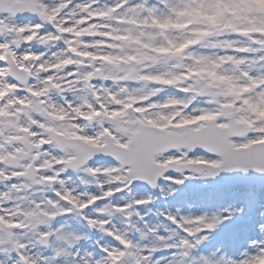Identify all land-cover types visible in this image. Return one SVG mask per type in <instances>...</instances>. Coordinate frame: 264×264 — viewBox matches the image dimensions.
I'll return each instance as SVG.
<instances>
[{
  "label": "snow or ice",
  "instance_id": "6c2138e0",
  "mask_svg": "<svg viewBox=\"0 0 264 264\" xmlns=\"http://www.w3.org/2000/svg\"><path fill=\"white\" fill-rule=\"evenodd\" d=\"M77 5L86 11L76 15ZM243 12L264 19L256 0H0V197L9 189L24 196L37 152L56 157L46 181L82 167L96 181L82 206L49 224L51 237L42 229L48 244L0 245V264H264V22L244 31L225 19ZM43 40L57 46L49 51ZM206 42L216 54L196 51ZM70 44L68 56L83 63L44 64ZM29 61L39 76L27 75L36 71ZM144 65L155 70L141 72ZM139 76L152 82L151 99L132 87ZM101 80L128 87L101 95ZM167 89L177 94L163 96ZM90 91L100 102L79 107ZM201 97L210 103H189ZM65 110L80 115L68 123L59 119ZM194 171L204 182H193ZM17 203L0 198V218L14 232L24 230ZM82 229L108 242L82 249Z\"/></svg>",
  "mask_w": 264,
  "mask_h": 264
},
{
  "label": "clouds",
  "instance_id": "9594fccd",
  "mask_svg": "<svg viewBox=\"0 0 264 264\" xmlns=\"http://www.w3.org/2000/svg\"><path fill=\"white\" fill-rule=\"evenodd\" d=\"M68 4L72 3V0H67ZM73 12H75L76 15H80L82 12L86 11V9L81 8L79 5H77L74 9H72ZM75 17H73L74 19ZM226 20H232L235 19V22L241 25H244L245 27L242 29L244 31H250L251 29L248 27L252 23V20L255 19L258 22H264V19L258 16H254V14L250 12H243L238 17H233L231 15H227L225 17ZM129 20H131V17H129ZM146 22V21H145ZM76 27L79 28V23L76 24ZM81 31H84L81 29ZM227 31V29H222L221 32ZM153 39H156L159 36H163V33H153ZM185 36V33L183 31H175L173 33L172 38L180 40L183 39ZM227 38V37H225ZM26 39V38H23ZM64 39L63 36H57L56 40H62ZM45 45H49V51L51 50V47L57 46L54 44H51L49 40H43L42 41ZM82 41L79 37L76 38L75 46L77 48H80ZM72 45L70 44L68 49H60L57 53H52V55L48 56L47 60H44L45 65H49L51 63H59L61 62L62 58H68L72 59L74 63L81 64L83 63L82 60H80L78 57H75V54L73 56H68V52L71 50ZM86 50V49H85ZM197 52L207 55L216 54L215 50L212 48L211 43H202L200 44V47L196 49ZM5 55L9 57V60L13 63L17 61V57L15 53L6 52ZM44 55H47V53H42L41 57ZM19 60L22 62V54L19 57ZM30 67H35L36 71L35 73H32L31 71L27 72V75H36L39 76L41 69L36 66V64L32 61H29ZM67 67L66 65H61V67L58 69V73L62 72L64 68ZM102 67L109 69L110 66L108 64L102 65ZM174 68L176 70H179V65H174ZM144 68H147L149 70V74L153 70V66L151 65H144L143 68L140 69L141 72H143ZM135 70V69H134ZM5 72L7 74H11L12 69H6ZM136 79V83L132 85L134 90L138 93H140L141 98H148L151 99L152 95L154 94L153 91V84L151 81H144L142 76H139ZM22 85L24 87H28L27 79L23 80ZM91 87H97V86H91ZM128 85H124L123 87H120L116 83L108 84L106 80H101L97 91L103 95L108 91L109 88L117 89V95H121L123 92L127 90ZM172 89H167L163 91L162 95L167 97L169 95H176ZM74 98L76 100L80 99L81 93L79 91L73 93ZM88 95L91 97L90 100H84L81 104H79V107H84L86 105H90L91 103H99L100 97L96 95L95 91H90ZM105 100H107V97H104ZM127 99V97H124ZM110 102V101H109ZM190 104H198L200 106H207L210 102L201 97V98H192L189 101ZM47 110H43L40 112V115H44ZM90 114V113H89ZM50 115V114H49ZM80 113H76V116H79ZM76 116H73L71 112H68L65 110L63 114L59 117L61 120H66L68 123L71 122L72 119H75ZM31 119V117H30ZM36 122V121H33ZM91 121H89V124ZM31 126V125H29ZM249 131H251V127L249 128ZM55 150L53 146V151ZM57 156H59L60 159H66L63 155L57 153ZM56 157H51V160L45 159L44 154L41 152H37L35 154V157L27 163V167L25 168V172L27 173L30 169L32 170L31 177H29V182L26 186V191L24 193L23 197H15L11 195L12 190L9 189L8 192L2 194V198L4 202H7L8 200H19V203L15 205V210L13 211V216H16L17 214H20L23 218L20 220L21 225H23V231L20 232H14L12 229L15 227L14 224L11 223L10 220H2L0 218V223L4 224L6 227L3 231V235H0V245H3L4 251L9 252H15L18 250L19 247H23L22 242H28L30 244H33L34 246H38L40 244H48V239L43 235V230H46L48 232V237L52 236V230L49 227V224L51 222H54L55 218L58 217L68 206H71V210L73 212L76 211V209L79 206H82L85 203V197H90L91 191H92V185L96 183L95 179L93 177H90L86 175L87 168L82 167L78 170H73L70 174H66L64 177V180L61 181H46L44 179V172L51 171L52 170V162L55 160ZM37 161H39V164L37 165ZM11 163V161H9ZM67 168V165H66ZM43 170V171H42ZM60 171H65V169H61ZM193 176H196L197 179L194 180V183H202L204 182L203 177L200 176L199 172H193ZM113 179L111 177V174H109V178H106L104 180L105 184L111 185L113 182ZM39 200L40 204H37L36 201ZM41 204L43 207H41ZM21 205H23V211H21ZM35 205V207H33ZM26 213V214H25ZM264 215V213H262ZM75 218V217H73ZM121 225L123 224V221H118ZM101 230H103L102 225L100 226ZM113 227H116L114 224ZM9 233L11 235H9ZM59 246V245H57ZM39 249V247H37ZM31 251V249H29ZM46 251V249H45ZM39 252V251H37ZM35 264V262H33Z\"/></svg>",
  "mask_w": 264,
  "mask_h": 264
},
{
  "label": "rangeland",
  "instance_id": "374dc122",
  "mask_svg": "<svg viewBox=\"0 0 264 264\" xmlns=\"http://www.w3.org/2000/svg\"><path fill=\"white\" fill-rule=\"evenodd\" d=\"M258 4L264 5V0H256ZM157 207H160V205H157ZM154 215L155 214V208L151 210V213L142 212L141 215ZM83 231L87 232V238L81 243L80 247L82 249H85L87 251H99L98 248L95 247V242L100 241L102 244L108 242V238L103 236L102 233L98 231H90L87 229H82ZM34 251H42V249H34ZM43 255L47 257L49 254L45 251H42Z\"/></svg>",
  "mask_w": 264,
  "mask_h": 264
}]
</instances>
